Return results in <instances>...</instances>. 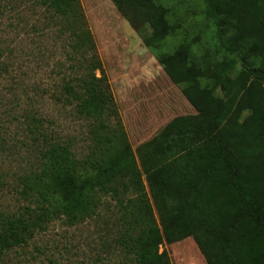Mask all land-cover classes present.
Returning <instances> with one entry per match:
<instances>
[{
    "label": "rangeland",
    "instance_id": "rangeland-1",
    "mask_svg": "<svg viewBox=\"0 0 264 264\" xmlns=\"http://www.w3.org/2000/svg\"><path fill=\"white\" fill-rule=\"evenodd\" d=\"M117 1L78 0L139 181L130 169L107 180L108 167L98 166L124 139L117 136L116 117L81 111L83 90L75 78L81 64L70 51L71 28L63 16L48 9L46 0H0V224L21 217L32 230L20 245H0V264H138L137 241L146 230L143 196L157 212L136 148L174 117L196 113L155 54L194 40L195 54L213 56L219 28L204 0H152L154 15L163 12L176 29L148 47L143 37L151 27L136 29L122 12L128 8ZM65 81L75 87L70 96L62 91ZM57 142L68 145L76 169L89 175L83 202L72 210L54 187L56 175L45 156ZM159 250L172 264H208L193 237L163 241Z\"/></svg>",
    "mask_w": 264,
    "mask_h": 264
},
{
    "label": "trees",
    "instance_id": "trees-1",
    "mask_svg": "<svg viewBox=\"0 0 264 264\" xmlns=\"http://www.w3.org/2000/svg\"><path fill=\"white\" fill-rule=\"evenodd\" d=\"M46 1L71 28L70 51L81 64L75 75L83 90L81 111L96 118L116 117L117 136L124 139L122 148L98 166L108 167L107 180L130 169L139 181L141 174L136 173L133 151L78 0ZM122 3L131 25L151 27L143 37L148 47L175 31L163 12L154 15L152 0ZM204 3L219 28L218 42L211 45L213 56L195 54L194 40L182 42L172 53L155 54L196 113L174 117L136 148L157 212L155 216L143 196L146 230L137 241L138 264H172L160 244L187 237L196 240L208 264H264V0ZM220 52L222 59L216 58ZM64 83L62 91L70 96L75 87ZM63 144L50 145L45 156L56 175L54 187L72 210L83 202L89 175L76 169ZM101 150L103 154L109 147ZM30 229L21 217H8L0 224V245L22 244L31 236Z\"/></svg>",
    "mask_w": 264,
    "mask_h": 264
}]
</instances>
